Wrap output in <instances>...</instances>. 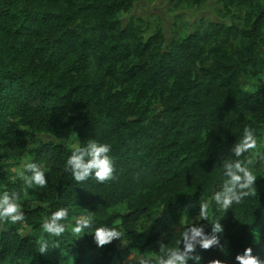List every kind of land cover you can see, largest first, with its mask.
<instances>
[{"label": "trees", "instance_id": "obj_1", "mask_svg": "<svg viewBox=\"0 0 264 264\" xmlns=\"http://www.w3.org/2000/svg\"><path fill=\"white\" fill-rule=\"evenodd\" d=\"M136 1L0 0V191L21 193L25 212L23 224H0V264H121L143 218L149 232L131 264L154 261L157 242L174 246L192 223L210 232L219 218L222 247L197 248L200 264H237L246 247L264 261V189L199 215L244 127L264 136V86L241 82L264 67V7L247 0L242 26L200 25L166 43L124 19ZM89 140L111 145L113 179L77 183L64 171L72 146ZM25 162L42 164L47 180L28 200L15 174ZM59 207L69 224L90 211V232L118 228L126 249L66 229L52 238L59 247L38 253L41 224Z\"/></svg>", "mask_w": 264, "mask_h": 264}, {"label": "clouds", "instance_id": "obj_2", "mask_svg": "<svg viewBox=\"0 0 264 264\" xmlns=\"http://www.w3.org/2000/svg\"><path fill=\"white\" fill-rule=\"evenodd\" d=\"M258 135L256 130L245 126L242 138L238 143L231 146V157L221 162L222 176L224 177L222 188L215 191L210 201H203L199 205V215L201 220L208 219V209L210 203L220 210H228L234 205H239L246 198L252 197L256 193L254 183L257 179L252 168V161L247 154L251 150L257 149ZM111 145L101 143L96 140H89L87 144L81 146L74 144L71 154L65 162L64 171L69 172L77 183L87 180L90 176L97 182H105L114 178V164L110 156ZM244 159H240L241 157ZM16 176L23 182V196H27L28 190L43 189L46 187V172L42 164L37 162H25L15 170ZM22 194L16 191H0V224L5 221L21 224L25 221V212L22 211ZM68 207H59L51 212L42 222L41 228L47 234V238L41 237L37 252L47 253L50 248L59 247V241L53 237H61L66 229L70 230L76 238L89 233L93 229V220L90 211L75 218L74 223L69 224ZM219 219H214L210 224V232H206L203 225L193 223L181 233V238L174 246H166L164 242H157L159 255L155 260H142L141 264H188L191 260L193 264H200L201 257L196 254L197 248L209 249L210 247H222L220 238L223 233V225ZM90 233L93 235L95 244L103 246L114 239L121 240L124 233L118 228L102 225L96 227ZM182 245V246H181ZM251 247L244 248L243 252L237 254L235 261L237 264H264L252 254ZM210 264H224L221 260H213Z\"/></svg>", "mask_w": 264, "mask_h": 264}, {"label": "rangeland", "instance_id": "obj_3", "mask_svg": "<svg viewBox=\"0 0 264 264\" xmlns=\"http://www.w3.org/2000/svg\"><path fill=\"white\" fill-rule=\"evenodd\" d=\"M258 3L264 7V0H258ZM249 10L247 0H206L200 5H194L190 1L182 2L179 0H137L124 19L141 25L144 30L143 35H145L143 37L147 38V35L159 31L166 43H169L170 41H180L193 28L200 25L204 27L207 24L224 26L236 24L242 26L245 14ZM199 21L201 22L198 23ZM257 57V60L264 61V44L258 47ZM259 66L243 76L241 82L244 86H264V67ZM150 101L153 102V100ZM150 108L151 110H156L158 105L153 102L152 105L150 104ZM247 156L252 161L251 166L258 176L254 183L256 192H262L264 189V168L262 167L264 160V136L258 139L257 149L251 150ZM221 188L222 184H219L217 191L221 190ZM40 190L36 189L34 191L29 189L24 199L28 200L31 196L38 194ZM210 200L211 198L204 201ZM209 206L217 208L212 203ZM120 209H123V207ZM149 228L150 222L147 218H143L136 229V236L141 239L135 240L131 247V252L124 257L121 264H131L134 255L139 254L143 249L141 243L144 237L148 235ZM113 242L117 250L123 251L126 249L121 241L114 239ZM149 247L147 246L146 249L150 254L153 248L150 247L148 249Z\"/></svg>", "mask_w": 264, "mask_h": 264}]
</instances>
